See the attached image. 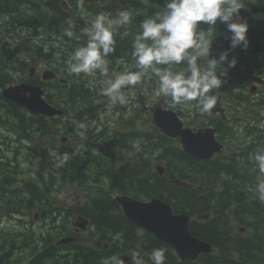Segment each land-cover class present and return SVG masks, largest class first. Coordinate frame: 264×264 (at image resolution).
Instances as JSON below:
<instances>
[{"label": "trees", "instance_id": "1", "mask_svg": "<svg viewBox=\"0 0 264 264\" xmlns=\"http://www.w3.org/2000/svg\"><path fill=\"white\" fill-rule=\"evenodd\" d=\"M119 1H121L123 10L132 12L133 21L130 26L121 28L119 33L115 35L116 50L109 55L111 60L116 59L119 51L132 55L131 44L133 37L141 30V23L155 12L162 10L166 5V0H113L115 3ZM247 1L244 0L245 9L241 10L240 15L250 21H248L250 27L247 34L250 44L247 49L239 47L231 51L230 54L234 53L233 56L237 58L238 62L245 61L246 57H251L250 48L255 47V45H261L263 49L259 48L261 51L254 54V56H264V0H250L249 3ZM137 3H140V5ZM143 3L146 4L142 5ZM62 7V0H0V20L3 17L10 19V21H7L8 23L0 21V55L2 56H0V71H3L4 60L6 63L7 61L12 63L16 60L17 52L29 49L33 53L38 49V47L32 48L31 46L27 48L24 46V39L18 38L13 40L18 47L10 49L3 42L6 39L5 36H9L10 32L13 34L18 33V37H21L24 30L29 33H39L42 29L52 37L60 36L64 38L67 41L65 43L68 44L83 45L86 42L87 38L82 35V29L89 26L88 15L86 23L84 15L74 17L68 12H64ZM88 12L92 13L93 16L100 13L98 9L93 8H89ZM69 20L75 24V33L81 35L79 41L69 39L64 35V29L68 27ZM200 27L206 29L208 25L201 23ZM125 32L128 36L124 35ZM216 34V40L221 41L229 49L231 33L227 31L226 25L217 24ZM50 40L52 39L48 41ZM44 52L46 53L45 57L50 59L53 49L47 48V51L44 50ZM220 70L217 69L218 76L221 73ZM6 77L7 75L0 76L1 84ZM78 87L79 90H76L75 85L74 92L70 94L67 90L66 97H63H65V100L68 99V102H72L71 95L76 92L79 98L77 100L84 109H87V97L91 98L90 93L92 97L98 93L87 90V87L83 84L78 85ZM73 89H70V91ZM4 103L9 104L13 114L19 115L22 113L21 115L34 116L32 113L25 112L18 106L4 101L0 96V104ZM82 106L80 110H76L77 114L83 113ZM21 118L18 117L16 122L19 125L16 128L19 130L24 131V126L30 127L35 124L33 118H30L31 120ZM12 120L15 122L14 118ZM30 122H33V124H30ZM40 124L42 125V120ZM35 126L29 130V134L36 130ZM160 140L162 142L157 141L153 147L143 142L137 152L138 165L126 171H117L118 175L110 176V179H112L114 187L126 194H133L138 198H159L166 201L177 214L187 213L193 217L196 215L205 216L211 211H215V216L208 220L206 224L201 225L197 221L191 223L192 234L215 247L214 254L200 256L195 262L179 261L169 245L151 233L139 231L135 224L124 216L120 207L112 201L109 193L102 191L99 194L100 198H97L89 209L95 213L92 215V220L98 232L96 237L107 242L111 247L108 250L87 249V252L83 248H79V251L60 252L58 257L53 256L51 253L52 247H50V255L46 261L44 260L45 253H36L31 258L30 263L102 264L104 259L113 255L117 257L118 255H133L134 252H139L141 261L151 264L148 253H151L153 249L163 248L166 256L165 264H237L236 261L238 260H241V264H264V221L256 214L262 207L260 208V205L256 202L247 204L249 194L255 193L252 191L253 187H249L244 181V176L239 173L238 165H236V162H240L241 159H245L244 161L247 162L249 155L245 158L242 155L243 153H236L239 154V157L234 154L227 165L223 164L220 158L199 162L183 150L175 147L171 142L163 138ZM157 150H159V154L155 155L154 153ZM81 156L84 157L83 154ZM153 162L165 164L166 174L164 177H160L155 172L153 173ZM59 167L63 168L66 165L63 164ZM68 172L72 173V170L69 169ZM219 181L223 185L222 190L217 189ZM124 182L126 185H123ZM183 184L186 186H182ZM36 194L35 192L33 195ZM232 195L237 196L234 201L240 205V210L245 211L243 215L248 220H256V224H249L246 220L250 226L255 228V237L251 239L234 235L232 228L227 223L229 218L225 215V212L229 209ZM37 202H39V199L35 200V203ZM137 245H140V247L138 248ZM34 246L36 247L37 243ZM235 253H237V256Z\"/></svg>", "mask_w": 264, "mask_h": 264}, {"label": "clouds", "instance_id": "2", "mask_svg": "<svg viewBox=\"0 0 264 264\" xmlns=\"http://www.w3.org/2000/svg\"><path fill=\"white\" fill-rule=\"evenodd\" d=\"M242 9H245L244 0H166L162 10L141 23V30L132 41V68L136 70L125 67L123 71H113L111 78L100 82L99 94L107 98L109 114L113 106L129 103L125 89L134 88L146 78H155L156 97L170 99L174 106H188L201 115H210L224 83L217 69L222 66L228 69L236 67L237 58H229L231 51L239 47L247 49L250 44L247 35L250 26L240 15ZM132 21L133 14L129 10L118 11L114 17L104 13L95 15L89 26L82 29L86 43L70 54L67 71L76 77L81 74L92 76L97 72L108 76V57L116 50L115 35L121 28L130 26ZM201 23L208 27L201 28ZM217 24L226 25L231 33L230 48L214 56ZM74 28L75 24L69 20L64 35L79 41L81 35L76 34ZM79 127L83 129L85 126L81 124ZM80 135L83 138L84 133ZM134 147L139 149V142ZM154 154L158 155L159 150ZM50 155L59 161L57 166L69 159L67 153L60 157L54 150L50 151ZM251 159L255 161L259 173L264 175V146H259ZM253 191L257 199L264 203V180L259 181ZM148 258L151 264H165V249H153ZM102 264L123 262L113 255L104 259ZM133 264H141L139 252L133 253Z\"/></svg>", "mask_w": 264, "mask_h": 264}, {"label": "flooded vegetation", "instance_id": "3", "mask_svg": "<svg viewBox=\"0 0 264 264\" xmlns=\"http://www.w3.org/2000/svg\"><path fill=\"white\" fill-rule=\"evenodd\" d=\"M11 39L13 40V38ZM259 48L263 49L261 45H255V48H250V50L253 54H258L261 51ZM122 52L119 51V53ZM232 70L235 71V68H232ZM24 71H26V77H28L30 71L27 68H24ZM42 71H44L43 66H39L37 71L34 69L31 75V81L35 83L39 79ZM232 75H235V73L232 74L231 72H227L225 80L230 84L227 88V96H221L219 101L217 100V104L213 108L212 121L215 122L214 125L220 128L225 136L227 134L225 130L226 127L230 130L231 138L228 139L230 145H227L229 150H257L259 146H264V60L253 62L246 57L243 81L237 82L239 94L243 99L242 102L235 99L236 83L232 80ZM26 77H23V79ZM61 80L64 79L61 78L58 82L54 80L48 81L50 84V91H52L51 88L55 89L57 85H60ZM51 94L56 95L58 93L52 92ZM131 101L132 100H130V102ZM108 103V101H103L100 103V107L108 110ZM163 105L168 107L166 104ZM112 110L118 111V108H113ZM125 110V108H122V112ZM87 111L92 113L93 108L91 110V108L87 106ZM179 116L183 119L185 115L182 114ZM90 118V115L87 114V122L84 123L87 132L84 133L83 138L74 133L75 130L80 129L77 124L69 125L71 131L64 136L65 139L62 137L58 139L54 138L53 142H56V145H61L54 151H62L63 155L67 153L69 159L64 163L66 167H58L52 174L50 170H47L46 172L50 173V175H43L44 165L48 163L49 158L53 157L52 155L47 157L49 155V147L40 150H14V154L12 153V145L11 150H0V255L9 250V248H12L13 232L9 217L11 213L17 212L23 217L21 222L22 229L32 231L37 229V232L44 231L56 234V237H54L56 240H53L54 244L46 246V259L50 255V247H52L51 253L55 257H58L60 252H66L70 249V245L72 244H60V241L67 237H73L77 240L79 246L87 249V243L90 242L88 234L95 231L91 223L87 227V218L91 219L89 215H87V204L84 205V201H82V204L78 202V205L73 207L76 208L74 211L77 212L66 211L71 205L68 202L69 200H63V206H60L59 195L56 190L59 186V180L63 177H69L77 182L86 184L87 179H90V166L98 163V159H105L103 154H99L101 153V151H99L101 149H97V143L103 144L113 152L124 151L132 154L135 150H139L134 147L136 142H139V148H141L143 142L152 147L155 144V123L153 115L128 117L126 113L117 115L113 119L110 113L109 115L104 114L100 116L102 119L100 123H98V120L96 123H92ZM64 119H66L65 124L68 125L71 123V119L84 120L85 118L82 116L68 115L63 117L62 120ZM183 122L190 125L194 123H188L185 120H183ZM213 122L211 124H213ZM192 127L193 129H198L197 125H192ZM6 135H8V138L4 135L2 139L12 144L10 135ZM168 140L175 141L169 137ZM0 143L2 142L0 141ZM240 143H244L245 145ZM78 145L80 148H77ZM98 151L99 153H97ZM82 154L84 157L81 156ZM129 163L132 165L131 158ZM129 163L125 169L122 168L124 169L123 171L128 170L127 167H129ZM69 169L72 170V173H67ZM101 174L113 177L114 175H118V172L109 166L108 168H103ZM49 181L55 185V192L51 194V196L41 195L44 203L37 208L32 207L30 205L31 203L29 204V202H32V198L29 197L32 196L28 195L26 189L30 187L31 184H43V182L49 183ZM11 185L16 188L18 187L20 191L19 194H11L8 198L12 190L10 189ZM85 196L86 195H82V197ZM13 199H15L17 203H20L18 210H13ZM255 202L258 204L257 201ZM44 207L61 212L60 215L55 217L57 221L63 219L64 216H68L67 214H70L71 217L68 216L69 222L64 220L65 225L64 223L62 226H58L57 224L49 230L47 227L49 213L44 210ZM61 208L65 210L61 211ZM244 212L245 211L240 210L237 217L247 220L249 224H256V220H248V218L243 215ZM256 214L264 221V209H260ZM80 217H83L84 220L79 221ZM76 222H84L85 226L79 227L76 225ZM19 240L22 241V238H19ZM43 242H45V240Z\"/></svg>", "mask_w": 264, "mask_h": 264}, {"label": "bare ground", "instance_id": "4", "mask_svg": "<svg viewBox=\"0 0 264 264\" xmlns=\"http://www.w3.org/2000/svg\"><path fill=\"white\" fill-rule=\"evenodd\" d=\"M248 1L250 2V0H248ZM137 4L140 5V3H137ZM144 4H146V3H143L142 5H144ZM62 6H63L62 8H63L64 12L66 11V12H68L70 15H72L74 17H78L80 15H84L85 18H86V23H87V15H88V24H89L90 20L94 17L92 13L88 12V9L89 8H93V9L97 10V8L92 6V5L78 4V3L74 2V1H68L67 5H66L65 4V0H62ZM100 13H102V12L100 11ZM251 18H252V16H251ZM0 21L2 23H5V22L8 23L7 21H10V19L3 17ZM0 30H1V28H0ZM30 33L27 30H24L23 34H21L22 36L18 37V39H24V46H26L27 48H30V46L31 47H38L37 51L33 52V53H31L29 51V49H27V50L19 51L16 54V60L18 58H20L15 63V68L17 69V71H20V70H22L24 68H27L30 71L29 76L24 78V84L30 85V84L34 83V82L31 81V75L33 74L34 69H36V71H37L39 66H42V65L37 66L39 64V62L36 63L35 61L38 60V59H41L42 56L45 57V55H46V53L44 52L45 48L53 49V53H51L50 59L45 57L49 61L50 65H51V72L54 69L59 70L61 72L62 78L64 80H61V84L57 85L55 89L51 88L52 91H50L49 87L42 89V93L46 97H51L53 99V101L51 103H49V104L47 103L43 108H38L37 106H32V105L24 106V105H22V103L20 101H14L13 99H10L9 97H7L5 95H2L1 94L2 84L0 83V96H1V98L4 101L12 103V104L18 106L19 108H21V110H23L25 112L28 111V112L34 114V116H26L24 114L21 115L22 113L19 114V115L13 114L9 104H6V103L0 104V107L3 108V109H6V110L8 109L9 110L8 112L12 114L13 118L15 119V122L12 120L11 117L8 118V123L10 125H12V126L16 124L18 117H20V118L24 117V118H29V119L33 118L35 120V124L34 125L40 124L41 120H42V121H44V123L47 126H56V125H61L62 126V125L65 124V121H66V119L62 120L63 117L68 116L66 113L62 112V113H56L54 115H49L48 113H44L43 111H45L46 109H49V110L50 109H55V110L59 111V106L64 104V102L66 101L64 98L67 95V90H68V93L70 94L71 92H74V89H73L74 86L76 85V87H77L76 83H73V85L70 87V81L67 78V75L72 76L73 79H74V76H75V75L70 74L67 71V66L66 65H67V61H68L70 53H71V51H67V50L70 49V48L75 49V48H77V47H79L81 45H72V44L65 43L67 41H65V39L61 38L60 36L59 37H52V36H50V34L45 35L44 31L42 29L40 30L39 33H34V32H30ZM15 35H18V33L15 34ZM126 36H128V35L126 34ZM5 38L6 39L3 40V42L6 44L7 47H10V49H14V48L18 47V45L15 44L14 41L10 38V35L9 36H5ZM49 39H52V40L48 41ZM53 40H55V41H53ZM215 41H217V40H215ZM59 43H61L62 45H58ZM85 43L86 42H84V44ZM254 48L255 47L253 46L251 49H254ZM250 54H251V57H249L248 59L252 60L253 62H259L261 60H264V56L255 57L252 52ZM233 55H234V53L230 54L229 58L231 59V57H233ZM108 60L113 65H115L116 63L121 61L122 58L121 57L120 58H116V60L114 62H112L110 57H108ZM245 61L238 62V63H245ZM10 64L11 63L9 61H7V63H6L5 60H4V68H3V70L5 68H10ZM0 76H2V74ZM51 80H53V74L50 73L49 74V81H51ZM148 81H149L150 87L148 86L147 90L149 88H151V87H156L155 79L152 78V79H149ZM93 86H96V85L94 83L88 82L86 87H87V90H92V91L98 93L96 96L91 97V99L97 100V102L100 104L101 102H103V100H105V97H103V96H101L99 94V89L98 90L97 89L94 90ZM16 87H18V86L17 85H12L13 89L16 88ZM70 89H73V90L70 91ZM76 90H79V87H77ZM52 92H56L58 94H56V95L55 94H51ZM60 93H63V94H60ZM144 93H145V91L142 93V95L140 97L141 100H144ZM63 96H65V97H63ZM25 97L28 98V99L30 98L29 94H26ZM76 97H78V94L75 92V93H73L71 95V100H74ZM91 99L87 97V106H89L91 108V110L93 108V112L92 113L93 114H95L96 112H98L99 114L103 113L104 109L100 108V105H98V107H96L95 104L91 105V103L93 101ZM67 101H68V99H67ZM58 103H60V104L57 106ZM68 103H69L70 108H73V109H76V110H80V107L82 106L80 104L79 100L76 103L75 102L73 103V102H70V101ZM75 104H77V105H75ZM81 110H83V113H81L82 115H87V114L90 113V112L87 111V109H84L83 106H82ZM197 115H201V114L197 113ZM204 115H206V114H204ZM34 117H39V118H34ZM6 118L7 117H5L4 114H0V119L5 120ZM45 119H47V120H45ZM57 119H60V120H57ZM196 119H198V118H196ZM212 120H210V117L208 115H206L205 119H204V116H202V119L200 121L202 123H204V124H207V123L211 124L213 122ZM26 123H28V122H26ZM30 124H33V122H30ZM213 124H215V122H213ZM34 125H32L30 127L27 126V125L24 126L23 139L24 140L27 139V142L29 143V145L25 146L26 150H40L41 149V145L39 147L33 148L31 146V144H30V141L34 140L35 138L33 136H31L28 132ZM225 130H226L227 134L225 136L222 133V137L224 139L228 140L229 138H231V133H230V130L227 127H226ZM78 132L79 133H81V132L85 133V132H87V129L85 127L83 129L80 128V129H78ZM5 137L8 138V135L5 136ZM155 140H158V142H160V143L162 142L161 140L159 141V139H157V138H155ZM0 141L2 142V143H0V149H1V146L6 144L8 141L3 140V139H0ZM240 144L245 145L244 143H240ZM167 146H168V144H167ZM77 148H80V146L78 145ZM240 151L241 152H256V150H240ZM97 161H98V163L91 165V167L93 169L97 170V172L101 175L100 180L97 181V180L93 179L92 177H90V179H87V183L85 184L90 189L91 192L95 191L97 186H101L102 188H105V190H106L110 185H112V179H110V176L101 174L102 169L103 168H108L109 166H105V163H104L103 159H98ZM198 161L199 162H203L201 160H198ZM114 162L118 163V162H120V160L116 159V160H114ZM221 162L223 164H226V165L230 163V162H225V161H221ZM248 164H255V161L254 160H250L248 162ZM236 165H238L237 169H238L239 173L244 176V181L249 185V187L252 186L253 189H254L256 184L254 183L253 179L251 178L249 171L244 166H241L238 162H236ZM47 170H50L48 168V166H44L43 175L47 174L46 173ZM44 187L48 188L49 186L44 184V182H43V184H41V187L40 186H36V188H35L34 185L32 184V185H30V187H28L26 189L28 195L32 196V197H29V198H32V202H29V204L31 203L30 205H32L34 208L35 207H39V203L40 202H44L43 198L41 197V193H42V191H44ZM10 189H12L11 190L12 195L19 194L20 189L18 187L16 188L15 186L11 185ZM35 192L37 194L33 195ZM253 193H255V192L253 191ZM34 196H37V197L34 198ZM38 199H39V202L35 203V200H38ZM13 201H14V202H12L13 208H14L13 210H18L15 207L16 206L20 207V203H17L15 201V199H13ZM45 208L46 209H50V211L48 213H49V217L51 219V223L52 224H55V225L58 224V226H62L64 220L68 221V216H64L63 219H59V221H57L55 217L60 215L61 213L59 211L55 210V209H52V208H47V207H45ZM55 225H53L51 227H54ZM135 226L138 228L139 231L143 232L142 229L139 226H137V225H135ZM59 236H58V238H59ZM50 237H53V236L50 235ZM43 241H44V238L41 240V246L44 248V250L39 247V252L38 253L39 254L45 253V255H46V246L53 245L54 243L53 242L52 243H48L47 241H45V242H43ZM38 242L40 243L39 240H38ZM44 244H47V245H44ZM25 245H28V244H25ZM36 248L38 249V246H36ZM1 255H3V254H1ZM44 260L46 261L45 257H44ZM141 264H148V263H146L145 261H141Z\"/></svg>", "mask_w": 264, "mask_h": 264}, {"label": "water", "instance_id": "5", "mask_svg": "<svg viewBox=\"0 0 264 264\" xmlns=\"http://www.w3.org/2000/svg\"><path fill=\"white\" fill-rule=\"evenodd\" d=\"M26 94H30L29 99L25 97ZM4 95L14 101H20L24 106L32 105L38 108L45 106L41 98L42 91L39 88L18 86L6 90ZM43 112L49 115L62 113L55 109H46ZM155 118L163 133L173 138L181 137L183 147L189 155L206 160L212 158L214 153L221 151V145L216 142L214 133L206 132L196 135L190 130H183L175 113L158 111ZM119 202L130 220L171 245L181 260L194 261L199 255L211 253L210 245L191 235L189 216L173 215L171 207L163 201L155 199L144 204L130 198H122ZM121 261L130 262V259L122 258Z\"/></svg>", "mask_w": 264, "mask_h": 264}, {"label": "rangeland", "instance_id": "6", "mask_svg": "<svg viewBox=\"0 0 264 264\" xmlns=\"http://www.w3.org/2000/svg\"><path fill=\"white\" fill-rule=\"evenodd\" d=\"M44 34L47 35L48 34L47 31H44ZM10 38H13V40H15V39L18 38V35H15L13 33H10ZM74 50L75 49L70 48L67 51H71V53H72ZM40 60L41 59H38L35 62L36 63L37 62H40ZM115 60H112V62H114ZM120 64L121 63L119 61L118 63L115 64V66H118ZM111 65H112V63L110 62L109 63V66H111ZM19 72L21 73V75L23 77H26V71H24V69L20 70ZM1 74H2V76L8 75L9 74V68H5L3 71H0V75ZM74 79H75L74 80V83L77 84V87L80 84H83L86 87L87 86V83L90 82V83H94L96 85V86H93L94 90L95 89H97V90L99 89L100 90V82H94V81L90 80L87 76H84L83 74H81L80 77L74 76ZM153 79H155V78H153ZM148 86L150 87V84ZM154 89H155V87H151L148 90L147 89L145 90L144 100H147V99H149L152 96V93L154 92ZM90 96L92 97V94L91 93H90ZM77 99H79V98L76 97L74 100H72V102L73 103L74 102L76 103L78 101ZM105 99H106V97H105ZM91 100H93V99H91ZM94 104L96 106H98L99 103L97 102V100H93L92 103H91V105H94ZM178 107L181 109V111H184V109H185L186 106H178ZM8 111H9L8 109L6 110V109H3V108L0 107V113L2 112L5 117H8V118L11 117V118H13L12 114L9 113ZM104 114H108L109 115L108 110H105V113H104V111H103V113H100L99 114V119H101L100 116H102ZM111 114H112V118L113 119L117 115H120V113L118 111L112 110V109H111ZM206 115H208V114H206ZM206 115H197L196 114L195 119L198 118L196 120H199L200 121L202 119V116H204V119H205V116ZM209 117H210V120L213 119L211 116H209ZM98 123H100V121H98ZM5 136H7V135H5ZM30 144H31V146L33 148L40 146V144L36 141V139L30 141ZM26 145H29V143L27 142ZM0 150H11V144L9 142H7L6 144H4V145L1 146V149ZM18 150H21V149H18ZM18 150H16V151H18ZM12 153L14 154V150H13ZM50 172H51V170H50ZM46 173H47V175H50V173H48V172H46ZM33 185H34L35 188H36V186H40L41 187V183L36 184V185L33 184ZM45 189H47V188L44 187V190ZM77 192L78 191L75 188H65L61 192H59V199L65 200V199H68L69 198V200H71V201L72 200H75L76 199V196L78 194ZM11 194L12 193L10 192L9 195H8V198H9V196H11ZM43 203L44 202H40L39 203V206L41 204H43ZM16 208L18 209L19 206H16ZM35 208H37V207H35ZM44 210L46 212H49L50 211V209H46L45 207H44ZM22 220H23V217L18 212L17 213H11V215L9 217V221L11 222V225H12V231H13V233H14V235L16 237L22 238L23 245L19 249H15V248L12 247V248H9V250H7L5 253H2L3 255H0V264H31L30 263V260H31V258L36 253L39 252V247L44 250V248L41 246V239L44 238V240L47 241L48 243H52L53 240H55L54 237H56V234L53 233V232H44V231L37 232V229H35L33 231L32 230H24V229H22L21 228V224H22L21 222H22ZM53 225H55V224H52L51 223V219L49 217L48 220H47V227H48V229L51 230V226H53ZM64 225H65V223H64ZM50 235L53 236V237H50ZM41 237H43V238H41ZM37 240H40V243ZM24 243L25 244H28V245H25ZM35 243H37L38 249L36 247H34V244ZM7 252H9L10 254L7 253Z\"/></svg>", "mask_w": 264, "mask_h": 264}]
</instances>
